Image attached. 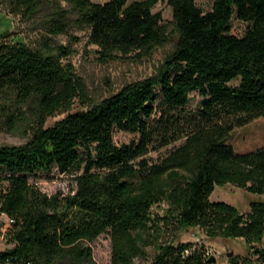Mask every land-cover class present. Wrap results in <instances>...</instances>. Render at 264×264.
<instances>
[{
	"label": "trees",
	"instance_id": "16d2710c",
	"mask_svg": "<svg viewBox=\"0 0 264 264\" xmlns=\"http://www.w3.org/2000/svg\"><path fill=\"white\" fill-rule=\"evenodd\" d=\"M65 1H11L15 14L50 10L40 45L0 34V123L29 119L32 130L24 144L0 145V214L14 219V246L0 251V264H99L91 243L105 232L112 264H134L149 246L151 264H213L205 244L164 237L190 227L245 239L248 253L232 264H264V145L241 153L229 142L235 128L264 116V0H215L208 11L167 0L177 40L158 71L47 126L86 91L56 36L88 29L102 61L151 55L170 40L153 11L160 0ZM233 19L246 24L243 36L231 31ZM194 92L202 99L188 108ZM116 131L138 139L117 144ZM179 140L161 161L146 158ZM73 167L75 192L49 195L31 181ZM227 184L259 197L248 211L212 200Z\"/></svg>",
	"mask_w": 264,
	"mask_h": 264
},
{
	"label": "rangeland",
	"instance_id": "374dc122",
	"mask_svg": "<svg viewBox=\"0 0 264 264\" xmlns=\"http://www.w3.org/2000/svg\"><path fill=\"white\" fill-rule=\"evenodd\" d=\"M12 0H0V34L6 31L13 32L15 38L21 39L36 47L41 44L46 36L44 22L48 19L50 10L40 11L28 17L23 14H15L11 8ZM94 2H106L108 0H93ZM136 0H129L133 2ZM215 0H196L199 7L208 11L212 8ZM64 6L68 2L62 0ZM154 12H161L164 23L168 27L170 40L163 46L158 47L151 55L137 56L138 52L130 53L117 60L102 61L97 52L98 47L89 43V30L71 27L70 30L55 37L54 46H63L62 59L66 63H71L77 75L81 76L86 84V91L82 97L76 98L69 109L60 111L51 116L47 121V126L53 125L57 120L65 117L69 112L76 110H86L94 104L102 101L106 97L118 92L128 83L139 81L155 74L164 59L172 52L177 40L173 11L167 0H160L154 7ZM246 24L233 19L231 31L243 36L246 31ZM57 54L59 50L56 48ZM238 80L233 83H238ZM202 97L197 93H192L187 105L188 108L195 109ZM28 119L24 123H18L15 127L10 126V122L0 123V145L24 144L32 136ZM138 139V135L130 132L116 131L115 141L117 144L128 143ZM183 140L176 141L171 145L156 151H151L146 155L150 163L161 161L175 146ZM236 152H247L256 150L264 145V116L255 118L252 122L242 127L234 129L229 137ZM75 168L68 172H60L54 168L49 172H41L31 179L32 183L49 195L62 193L64 195L75 192L77 184L75 181ZM256 194L248 192L246 189L227 184L217 185L211 195L212 200H222L236 205L242 211H248L252 200L258 198ZM167 207V204H163ZM154 215L163 213L162 209L154 207ZM11 226L7 222V217L0 214V251L11 249L14 243L11 242ZM165 238L176 239L183 242L203 243L207 247V252L213 264H232V257H243L248 253V245L243 238H209L206 233L197 227H190L179 231H165ZM91 245L93 246L95 259L99 264H112V239L109 232L102 233ZM144 257L137 258L134 264H151L155 254V248L149 246Z\"/></svg>",
	"mask_w": 264,
	"mask_h": 264
},
{
	"label": "built area",
	"instance_id": "2783aa9c",
	"mask_svg": "<svg viewBox=\"0 0 264 264\" xmlns=\"http://www.w3.org/2000/svg\"><path fill=\"white\" fill-rule=\"evenodd\" d=\"M3 216L7 217V222L11 225L14 222V219L8 216L6 213H2Z\"/></svg>",
	"mask_w": 264,
	"mask_h": 264
},
{
	"label": "water",
	"instance_id": "95a60500",
	"mask_svg": "<svg viewBox=\"0 0 264 264\" xmlns=\"http://www.w3.org/2000/svg\"><path fill=\"white\" fill-rule=\"evenodd\" d=\"M211 261H215V259H212Z\"/></svg>",
	"mask_w": 264,
	"mask_h": 264
}]
</instances>
